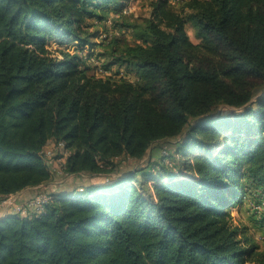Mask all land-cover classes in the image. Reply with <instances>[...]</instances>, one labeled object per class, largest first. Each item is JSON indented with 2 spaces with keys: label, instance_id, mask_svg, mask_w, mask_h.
I'll return each mask as SVG.
<instances>
[{
  "label": "trees",
  "instance_id": "obj_1",
  "mask_svg": "<svg viewBox=\"0 0 264 264\" xmlns=\"http://www.w3.org/2000/svg\"><path fill=\"white\" fill-rule=\"evenodd\" d=\"M118 1L0 0V197L52 178L50 139L69 152L66 173L107 174L180 136L183 172L155 165L50 194L40 212L0 220V264H264L230 212L244 180L264 188V0H181L183 12L152 1L129 24L136 42L114 43L135 82L50 54L52 38L95 44L86 19ZM219 104L241 111L213 116Z\"/></svg>",
  "mask_w": 264,
  "mask_h": 264
},
{
  "label": "rangeland",
  "instance_id": "obj_2",
  "mask_svg": "<svg viewBox=\"0 0 264 264\" xmlns=\"http://www.w3.org/2000/svg\"><path fill=\"white\" fill-rule=\"evenodd\" d=\"M154 0H121L104 8V11H99L100 19L89 17L86 19L87 29L95 33L93 45L80 47L77 41L73 39L61 40L52 38L47 44L50 54L54 57L61 58L60 50L68 52H76L82 60V67L86 68L89 73L96 77H112L115 79L124 78L131 82L138 79L137 74L128 67L116 63L118 52L114 50L115 42L134 43L136 40L129 27L130 23L141 22L150 16L151 2ZM170 5L174 10L183 12L187 10L182 6L181 0H169ZM186 32L194 44L200 42L196 36L192 25L186 24ZM260 92H255L254 98ZM253 98V99H254ZM241 111L240 108L219 104L213 116L217 114L228 115L233 117ZM194 122V120L192 121ZM198 122L195 121V123ZM180 136L177 138H169L160 140L150 146L145 155L135 160L128 157H117V166L110 173H80L66 174L62 169L64 156L56 147V141L50 139L43 148V157L47 160L46 163L52 172V178L43 183L36 189L30 197H24L22 194L17 199L21 202L41 194H59L71 193L75 196L78 193L83 195V192L88 187L110 186L121 178H125L130 172H149L150 169L157 165L162 169L158 172L181 175L183 170L181 161L178 158V144ZM51 150L50 157L46 156V152ZM170 154V157H165ZM156 168V167H155ZM138 172V173H139ZM157 172V173H158ZM157 173L154 176H158ZM139 176V175H138ZM244 196L242 202L230 210L233 225L239 228H245V234L250 236L261 250H264V188L255 185L250 180H244ZM152 185V182H149ZM34 210H31L33 212Z\"/></svg>",
  "mask_w": 264,
  "mask_h": 264
},
{
  "label": "built area",
  "instance_id": "obj_3",
  "mask_svg": "<svg viewBox=\"0 0 264 264\" xmlns=\"http://www.w3.org/2000/svg\"><path fill=\"white\" fill-rule=\"evenodd\" d=\"M56 147L60 151V154L64 156V161L61 166L63 169L65 158L69 152L66 150L65 144L63 141H56ZM51 152H52L51 150L47 151L46 156L50 157ZM43 159L46 163L47 160L44 157ZM16 197L17 196H15L14 194H9V195L0 197V220L5 219L11 215H19L20 217H29L33 212H40L42 206L45 203H47L48 200L50 199V195H47V194L33 196L24 202L19 201ZM31 210H34V211L31 212Z\"/></svg>",
  "mask_w": 264,
  "mask_h": 264
},
{
  "label": "crops",
  "instance_id": "obj_4",
  "mask_svg": "<svg viewBox=\"0 0 264 264\" xmlns=\"http://www.w3.org/2000/svg\"><path fill=\"white\" fill-rule=\"evenodd\" d=\"M48 183V182H47ZM42 184H39L37 186H33V187H27L19 192H16L14 193L15 196H21V194L24 196V197H30L32 196L34 193H36V189L41 186ZM16 197V198H17Z\"/></svg>",
  "mask_w": 264,
  "mask_h": 264
}]
</instances>
